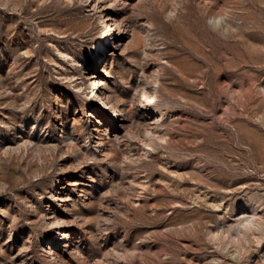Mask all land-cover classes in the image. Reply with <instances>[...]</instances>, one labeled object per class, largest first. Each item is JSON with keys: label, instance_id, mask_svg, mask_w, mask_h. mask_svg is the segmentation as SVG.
I'll return each mask as SVG.
<instances>
[{"label": "rangeland", "instance_id": "obj_1", "mask_svg": "<svg viewBox=\"0 0 264 264\" xmlns=\"http://www.w3.org/2000/svg\"><path fill=\"white\" fill-rule=\"evenodd\" d=\"M0 264H264V0H0Z\"/></svg>", "mask_w": 264, "mask_h": 264}, {"label": "bare ground", "instance_id": "obj_2", "mask_svg": "<svg viewBox=\"0 0 264 264\" xmlns=\"http://www.w3.org/2000/svg\"><path fill=\"white\" fill-rule=\"evenodd\" d=\"M115 31V30H114ZM114 39V38H113ZM106 106H107V104H106Z\"/></svg>", "mask_w": 264, "mask_h": 264}]
</instances>
